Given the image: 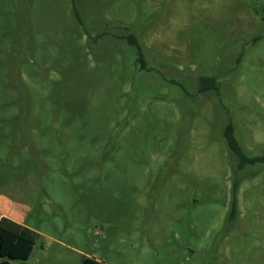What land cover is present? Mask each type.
<instances>
[{
  "label": "rangeland",
  "instance_id": "1",
  "mask_svg": "<svg viewBox=\"0 0 264 264\" xmlns=\"http://www.w3.org/2000/svg\"><path fill=\"white\" fill-rule=\"evenodd\" d=\"M229 124L264 158V0H0V221L39 234L25 264H264V162L239 170Z\"/></svg>",
  "mask_w": 264,
  "mask_h": 264
},
{
  "label": "trees",
  "instance_id": "2",
  "mask_svg": "<svg viewBox=\"0 0 264 264\" xmlns=\"http://www.w3.org/2000/svg\"><path fill=\"white\" fill-rule=\"evenodd\" d=\"M129 44L138 49V55L143 60V53L139 42L130 37ZM211 90H219V77H203L200 79L201 93H206ZM225 139L227 140L229 149L237 156L239 170H243L246 165H253L255 163H263L262 157H248L236 138L233 136V126L229 124L226 128ZM238 187V181L235 182L234 194ZM237 214V207L234 202L230 214V220L234 219ZM39 239V234L35 231L16 223L15 221L2 218L0 221V264H25V261L31 257L35 244ZM83 264H104L93 258H85Z\"/></svg>",
  "mask_w": 264,
  "mask_h": 264
},
{
  "label": "crops",
  "instance_id": "3",
  "mask_svg": "<svg viewBox=\"0 0 264 264\" xmlns=\"http://www.w3.org/2000/svg\"><path fill=\"white\" fill-rule=\"evenodd\" d=\"M237 207V213H238V206H236ZM237 215V214H236ZM236 217V216H235ZM14 221V220H13ZM16 222V221H15ZM16 223H18V222H16ZM18 224H20V223H18ZM22 225V224H21Z\"/></svg>",
  "mask_w": 264,
  "mask_h": 264
}]
</instances>
